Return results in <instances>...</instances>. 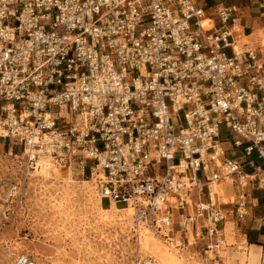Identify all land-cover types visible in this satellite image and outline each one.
Instances as JSON below:
<instances>
[{
  "label": "built area",
  "instance_id": "built-area-1",
  "mask_svg": "<svg viewBox=\"0 0 264 264\" xmlns=\"http://www.w3.org/2000/svg\"><path fill=\"white\" fill-rule=\"evenodd\" d=\"M242 15L205 0H0V139L28 172L43 159L90 172L135 232H169L178 213L217 255L229 215L248 216L247 190L264 193V46L239 45Z\"/></svg>",
  "mask_w": 264,
  "mask_h": 264
},
{
  "label": "rangeland",
  "instance_id": "rangeland-1",
  "mask_svg": "<svg viewBox=\"0 0 264 264\" xmlns=\"http://www.w3.org/2000/svg\"><path fill=\"white\" fill-rule=\"evenodd\" d=\"M251 1L218 3L246 12L251 10ZM245 43L264 46V27L257 28L252 39L239 40L240 46ZM222 140L232 143L228 135ZM225 147L229 156L243 154L244 148L236 152L229 143ZM22 151V147L0 139V210L8 218L7 222L0 221V264H12L23 254L40 264H137L139 260L159 264H264V250L247 244L248 220L238 222L235 212L226 224L228 245L209 256L198 245L203 240L194 242L191 230L181 231L178 213L169 232L156 228L135 232L133 211L102 200L90 172L84 176L68 168H57L58 172L51 168L42 175V168L28 172ZM238 195L231 180L220 186L221 202L230 213Z\"/></svg>",
  "mask_w": 264,
  "mask_h": 264
},
{
  "label": "crops",
  "instance_id": "crops-1",
  "mask_svg": "<svg viewBox=\"0 0 264 264\" xmlns=\"http://www.w3.org/2000/svg\"><path fill=\"white\" fill-rule=\"evenodd\" d=\"M205 3L208 7L219 4L218 0H205ZM251 5V10L242 12L243 37H247L246 39H252L255 30L264 27V0H252ZM237 158L244 162L242 155H239ZM250 193V206L248 209V216L245 219L248 220L245 224L247 227L245 230V238L249 247L261 248L264 250V193L256 189V187H253Z\"/></svg>",
  "mask_w": 264,
  "mask_h": 264
},
{
  "label": "bare ground",
  "instance_id": "bare-ground-1",
  "mask_svg": "<svg viewBox=\"0 0 264 264\" xmlns=\"http://www.w3.org/2000/svg\"><path fill=\"white\" fill-rule=\"evenodd\" d=\"M42 163H43V164H42ZM39 166H40V168H42L41 171H39L40 175H42L43 172H44V173H45V172H49V173H50L51 168H52V169H55L54 172H56V171L58 172V170H59V169L53 167L52 164H50L49 161L46 160V159L41 160V162H39ZM219 193H220V192H219ZM113 204L115 205V203H112L111 206H112ZM115 206L118 207L117 205H115ZM126 209H127L128 211L130 210V212H132V210H131L130 208H124V210H126ZM127 214H128V213H127Z\"/></svg>",
  "mask_w": 264,
  "mask_h": 264
}]
</instances>
